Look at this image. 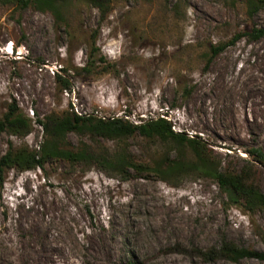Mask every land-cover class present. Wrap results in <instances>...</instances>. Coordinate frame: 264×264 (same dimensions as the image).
Here are the masks:
<instances>
[{
  "label": "rangeland",
  "instance_id": "obj_1",
  "mask_svg": "<svg viewBox=\"0 0 264 264\" xmlns=\"http://www.w3.org/2000/svg\"><path fill=\"white\" fill-rule=\"evenodd\" d=\"M62 14L57 22L48 11L0 3V118L13 103L32 124L26 135L0 132V156L10 144L37 149L34 122L44 116L164 117L200 138L220 168L248 172L264 194V166L250 167L246 153L264 152V36H247L264 27V6L250 17L245 0H110L105 11L70 0ZM219 88L220 106L209 100ZM66 140L137 163L192 158L186 147L136 133L71 132ZM130 174L121 180L100 165L65 161L6 170L0 264H264L204 262L195 251L223 241L262 250L264 209L243 213L198 173Z\"/></svg>",
  "mask_w": 264,
  "mask_h": 264
},
{
  "label": "trees",
  "instance_id": "obj_2",
  "mask_svg": "<svg viewBox=\"0 0 264 264\" xmlns=\"http://www.w3.org/2000/svg\"><path fill=\"white\" fill-rule=\"evenodd\" d=\"M70 0H0L2 4H10L23 9L32 6L40 12L48 11L57 22H63L62 10ZM98 9L107 10L110 0H89ZM248 16H253L264 6V0H245ZM256 40L264 36V27L253 29L247 33ZM216 51V50H214ZM65 88H69L65 84ZM35 124L42 129V139L37 149L27 146L14 147L9 145L7 151L0 156V185L4 182L6 170L29 171L43 170L52 162L65 161L70 164L90 166L96 164L105 170L114 171L121 180L128 179L130 172L147 171L166 176H182L198 173L214 180L218 188L226 195L227 200L237 205L243 213L252 214L264 209V194L259 190L253 177L246 171H226L211 160L210 150L198 137H188L172 129L164 117L148 118L133 123L126 117H94L68 113L61 117L44 116L36 119ZM32 128L31 121L11 103L0 118V132L10 130L15 135H26ZM75 132L89 134L106 139H123L138 134L148 140L156 139L164 143H172L178 151L188 148L192 158L176 157L173 160L160 157L152 163H137L123 152L114 157L95 155L86 144L73 147L67 142V134ZM250 157V167L254 164L264 166V152L259 147L246 151ZM264 247V234L261 236ZM196 255L204 262L224 258L231 262L252 258L264 262L262 250L238 247L232 242L223 241L221 245L206 250L195 249ZM128 264H138L128 261Z\"/></svg>",
  "mask_w": 264,
  "mask_h": 264
},
{
  "label": "bare ground",
  "instance_id": "obj_3",
  "mask_svg": "<svg viewBox=\"0 0 264 264\" xmlns=\"http://www.w3.org/2000/svg\"><path fill=\"white\" fill-rule=\"evenodd\" d=\"M260 84H262L261 86H260ZM229 88H231V87H229ZM259 88H262L263 90H261V92H263L264 91V75L263 76H261L260 77V81H259V87H258V89ZM256 91H257V89H256ZM222 92V90L219 88V89H217V91L215 92V93H213L212 95H210L209 96V100H210V102H213V103H216L217 102V105H222V97L220 96V93ZM233 93L235 94V92L233 91ZM213 98V99H212ZM234 104H236V100H234V102H233V105ZM246 127L249 129L250 127H249V125H247L246 124ZM240 129V128H239ZM241 130V129H240Z\"/></svg>",
  "mask_w": 264,
  "mask_h": 264
},
{
  "label": "built area",
  "instance_id": "obj_4",
  "mask_svg": "<svg viewBox=\"0 0 264 264\" xmlns=\"http://www.w3.org/2000/svg\"><path fill=\"white\" fill-rule=\"evenodd\" d=\"M10 50H11V48H10Z\"/></svg>",
  "mask_w": 264,
  "mask_h": 264
}]
</instances>
